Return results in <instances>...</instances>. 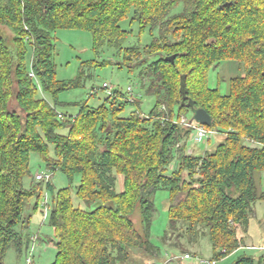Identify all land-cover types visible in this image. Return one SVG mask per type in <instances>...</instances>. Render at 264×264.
<instances>
[{"label": "trees", "instance_id": "1", "mask_svg": "<svg viewBox=\"0 0 264 264\" xmlns=\"http://www.w3.org/2000/svg\"><path fill=\"white\" fill-rule=\"evenodd\" d=\"M129 15L150 30L149 44L123 45L129 31L120 23ZM59 28L91 32L96 54L113 48L119 66L138 69L155 97L149 114L121 88L97 107L85 101L76 115L59 112V93L85 77L57 79ZM171 55L174 62L165 59ZM228 61L242 73L224 94L208 75ZM128 105L138 108L124 116ZM197 108L211 115L205 126L224 135L200 155L189 151L191 128L180 122ZM32 153L70 183L52 192L51 264H133V250L157 256L151 226L160 189L169 191L170 230L185 222L194 236L208 232L217 260L245 246L238 229L248 230L264 200L255 177L264 171V0H0V264L11 247L21 252L29 243L30 212L44 197L40 181L24 184ZM137 210L144 233L132 219ZM260 262L244 252L232 264Z\"/></svg>", "mask_w": 264, "mask_h": 264}, {"label": "rangeland", "instance_id": "2", "mask_svg": "<svg viewBox=\"0 0 264 264\" xmlns=\"http://www.w3.org/2000/svg\"><path fill=\"white\" fill-rule=\"evenodd\" d=\"M121 27L129 31V34L124 42V46L149 44L153 38L149 29L142 30L136 22L132 23L131 15L120 23ZM55 38L56 52L55 62L57 64V79L68 81L77 77L80 71L85 74L84 80L80 86L71 88L59 93V104L57 110L65 115H76L81 104L88 101V104L97 107L103 103L108 96V91L103 87L105 82L110 83L113 89L121 88L125 94L129 95L127 88L132 87L133 96L140 101V110L144 115L155 106V97L148 93L147 85L143 86L139 78V70H130L127 66H119L118 61L121 57L113 48L104 47L98 54L93 49V37L91 32L82 29L59 28L52 32ZM157 32L154 31V35ZM111 59L113 63L101 64L105 60ZM242 73L241 68L236 62H223L216 68H211L208 75V84L210 87H218L222 93H228L230 79L233 76ZM96 90V91H95ZM94 92V93H93ZM93 93V94H92ZM49 100V94H45ZM138 107L128 105L123 112V115H129ZM194 114L186 112L181 116L191 119ZM180 118V120H181ZM151 126V125H150ZM224 135L216 132L213 136L206 138L204 141L196 144L192 139L188 140L189 151L196 155L203 154L206 150H214L219 142L223 140ZM30 175L24 178L25 186L29 187L32 178H35L36 173H51L47 169L43 160L37 153H32L30 162ZM257 185L261 191H264V171L255 174ZM36 181V179H35ZM43 187V195L48 193V203L51 206L52 192L58 189L69 187L70 183L66 174L60 170L53 172L52 189L47 191V183L40 181ZM78 182L71 185L73 189V201L80 203L79 198L75 194V186ZM123 187H121L122 189ZM168 198L169 191L166 189L158 190L154 195L155 211L151 226V241L160 248V252L154 258L150 255L143 254L139 250H133V264H201V260L210 261L214 259V248L209 239L208 232L198 228L194 234L189 232V225L185 222L179 223L178 231L173 232L169 228L168 214ZM37 197L34 196L29 204H34ZM82 205L83 202H82ZM85 206V205H84ZM27 206V214L30 212V207ZM94 208V206L92 207ZM43 205L40 204L35 212H30L33 215L31 225L27 229L30 236L38 235L34 246V264H51L56 255V247L51 239H54V231L49 223L50 210L43 221ZM254 214L250 218L248 230L245 231L242 227L238 229V237H243L245 246L239 247L230 255L217 260L215 264H232L233 261L242 253L246 252L255 257L256 262L260 257H263L264 250H252L247 246L254 245L264 246V200H258L254 207ZM135 226L144 233V224L140 212L137 210L133 215ZM33 242L25 244L23 250L18 252L14 247H11L5 257V264H26L27 251L32 246ZM185 253H190L192 258H184ZM177 258H174V257ZM173 257V258H172Z\"/></svg>", "mask_w": 264, "mask_h": 264}, {"label": "built area", "instance_id": "3", "mask_svg": "<svg viewBox=\"0 0 264 264\" xmlns=\"http://www.w3.org/2000/svg\"><path fill=\"white\" fill-rule=\"evenodd\" d=\"M30 75L32 77H35V74L32 71L30 72ZM103 87L106 89V91H108V95L113 94V91L115 90V89H113V87L108 82H105ZM127 92L129 94L130 98L134 97L131 86H129L127 88ZM59 116L61 118H63V115L61 113ZM180 122L184 126L191 128V134H190L189 139H192L196 144H199L200 142L204 141L206 138H208L210 136H213L217 132V130H215L213 128H208L204 124H201V123L196 122V121H192L190 119H187L186 117H182ZM170 167L173 168L174 165H171ZM52 177H53V172H51V173L38 172L35 175L36 181H45L46 183L51 182ZM41 204L44 207L43 213H44V219H45L49 210H50V206L48 203V193H45V196L43 197ZM37 238H38V235L30 236V241L33 242V244L30 247V249H28V251H27L26 264H34V262H33L34 246H35V242H36ZM247 248L252 249V250H264V246L256 247L254 245H250V246H247ZM224 251L225 250H223V252ZM184 258H192V255L190 253H185ZM215 263H216V259H212L210 261L201 260V264H215Z\"/></svg>", "mask_w": 264, "mask_h": 264}, {"label": "water", "instance_id": "4", "mask_svg": "<svg viewBox=\"0 0 264 264\" xmlns=\"http://www.w3.org/2000/svg\"><path fill=\"white\" fill-rule=\"evenodd\" d=\"M165 59L167 61L174 62L175 55L167 56ZM182 78H183L182 80H183V83H184L185 80H186V77L183 76ZM193 114H194L193 115V119L196 122H199V123L204 124V125H211L212 124L211 115L204 108H197V109H195L194 112H193Z\"/></svg>", "mask_w": 264, "mask_h": 264}, {"label": "crops", "instance_id": "5", "mask_svg": "<svg viewBox=\"0 0 264 264\" xmlns=\"http://www.w3.org/2000/svg\"><path fill=\"white\" fill-rule=\"evenodd\" d=\"M119 182H120V183H119V184H120L119 186H120V187H123V182H122V177H121V176H120V178H119ZM32 218H33V215H32ZM32 218H31V221H32ZM31 221H30L29 226L31 225ZM43 221H45L44 217H43ZM27 236H28V238H29V242H30V234H29V231H28V230H27ZM50 241H53V239L50 238ZM28 244H29V243H28ZM28 244H27V245H28ZM173 257H174V256H173ZM173 257H172V258H173ZM174 258H175V257H174ZM176 258H177V257H176ZM260 259H261L260 264H262L263 257H260L258 260H260ZM171 263H172V262L170 261V264H171Z\"/></svg>", "mask_w": 264, "mask_h": 264}]
</instances>
